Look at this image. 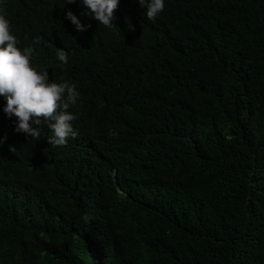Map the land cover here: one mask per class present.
<instances>
[{"label":"trees","instance_id":"obj_1","mask_svg":"<svg viewBox=\"0 0 264 264\" xmlns=\"http://www.w3.org/2000/svg\"><path fill=\"white\" fill-rule=\"evenodd\" d=\"M9 1L18 47L80 99L54 147L0 97V264H264V0H164L155 22L119 0L108 26Z\"/></svg>","mask_w":264,"mask_h":264},{"label":"clouds","instance_id":"obj_2","mask_svg":"<svg viewBox=\"0 0 264 264\" xmlns=\"http://www.w3.org/2000/svg\"><path fill=\"white\" fill-rule=\"evenodd\" d=\"M75 0H66L71 4ZM85 14L91 12V17L99 24L108 26L114 20V10L119 0H80ZM141 7L146 9V17L155 22L164 10V0H138ZM87 10V11H86ZM66 12V18L71 21L77 31L87 30L88 25L80 22L72 11ZM24 23L19 9L9 0H0V97L6 101L3 111L11 118L16 117L14 131L23 133L26 137L40 139L42 125H47L51 135L47 137L48 144L63 146L69 137L75 138L78 133L73 129L77 118L70 108L77 105L80 93L74 83L52 82L47 69L37 70L32 66L34 49L18 45L20 40L14 33V27ZM42 37H36L34 44H39ZM62 68L68 63V54L63 48L56 50ZM78 75V70L75 73ZM30 120L38 127H32ZM4 138L0 137V144ZM85 222L90 220L88 215L82 217Z\"/></svg>","mask_w":264,"mask_h":264}]
</instances>
